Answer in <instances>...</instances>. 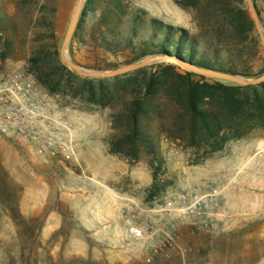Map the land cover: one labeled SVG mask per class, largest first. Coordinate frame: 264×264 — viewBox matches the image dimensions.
I'll use <instances>...</instances> for the list:
<instances>
[{
  "label": "rangeland",
  "instance_id": "1",
  "mask_svg": "<svg viewBox=\"0 0 264 264\" xmlns=\"http://www.w3.org/2000/svg\"><path fill=\"white\" fill-rule=\"evenodd\" d=\"M75 2L0 0V28L11 43L9 58L0 60V81L15 71L28 74L27 59L39 45L36 33H46V27L38 23L42 7H46L61 46ZM122 2L127 12L122 16L124 23L138 13L144 24L138 31L147 39L152 33L150 19L154 18L186 30L202 47L200 18L194 12L181 9L172 0ZM255 3L264 29V0ZM95 20L92 14L85 18L68 58L95 71L127 65V54L109 53L89 39ZM204 27L211 29L212 24ZM46 34L41 39L46 41ZM94 37H98L96 33ZM111 64L117 67L102 70ZM45 96L72 125L76 161H67L59 154L39 156L29 143L0 132V264L264 263V132L230 143L198 166L190 165L186 155L162 143L170 184L160 197L146 202L150 171L144 162L129 165L108 154L104 143L110 135L106 114L82 112L68 102L63 105L57 98ZM208 185L225 187L213 228L204 232L182 226L176 246L158 253L126 247L127 220L140 222L142 209L178 207L180 193L205 190ZM89 195L96 199V205L90 206L89 199H84ZM131 210H135L133 218Z\"/></svg>",
  "mask_w": 264,
  "mask_h": 264
},
{
  "label": "trees",
  "instance_id": "2",
  "mask_svg": "<svg viewBox=\"0 0 264 264\" xmlns=\"http://www.w3.org/2000/svg\"><path fill=\"white\" fill-rule=\"evenodd\" d=\"M172 1L200 18L202 47L186 30L154 18L150 19L152 33L147 39L138 31L143 24L138 13L124 23L122 16L127 12L122 0H84L68 53L85 18L92 14L96 20L89 39L109 53L127 54L125 64L160 54L247 79L264 73V51L245 0ZM45 9L40 10L38 23L49 35L42 30L36 33L39 45L27 59L26 72L45 95L63 105L68 102L82 112L106 114L110 135L104 143L108 154L129 165L144 162L150 171L146 202L160 197L170 184L162 143L186 155L190 165L198 166L230 143L264 132V82L236 85L185 71L171 62L113 78H80L60 62V46ZM211 17L215 21H210ZM208 23L211 29L204 27ZM45 34L46 41L41 39ZM10 50L11 43L0 28L1 61L9 58ZM116 67L111 64L102 70Z\"/></svg>",
  "mask_w": 264,
  "mask_h": 264
},
{
  "label": "built area",
  "instance_id": "3",
  "mask_svg": "<svg viewBox=\"0 0 264 264\" xmlns=\"http://www.w3.org/2000/svg\"><path fill=\"white\" fill-rule=\"evenodd\" d=\"M0 132L29 143L39 156L59 154L67 161H76L71 123L57 105L36 91L33 78L22 71L0 81ZM205 188L180 193L178 207L142 209L140 222L127 220L126 247L158 253L176 246L182 226L209 231L225 187ZM134 212L131 210L130 218Z\"/></svg>",
  "mask_w": 264,
  "mask_h": 264
},
{
  "label": "water",
  "instance_id": "4",
  "mask_svg": "<svg viewBox=\"0 0 264 264\" xmlns=\"http://www.w3.org/2000/svg\"><path fill=\"white\" fill-rule=\"evenodd\" d=\"M83 3L84 0H76L65 35L63 37L59 49L60 62L80 78H86V79L113 78L116 76H121L130 72H134L136 70L145 68L155 63L171 62L176 64L185 71L192 72L209 79L221 80L236 85L248 86V85H257L264 82V73L257 78L247 79L244 77L223 73L208 68L197 67L192 63L185 62L181 58L170 55H160V54L149 55L140 61L130 63L109 71H95V70L84 69L79 65H77L76 63L72 62L67 55L69 44L72 39L73 33L76 29ZM245 4L247 6L249 15L253 21L256 33L259 37L262 48L264 50V29L261 25L255 4L253 0H245Z\"/></svg>",
  "mask_w": 264,
  "mask_h": 264
},
{
  "label": "crops",
  "instance_id": "5",
  "mask_svg": "<svg viewBox=\"0 0 264 264\" xmlns=\"http://www.w3.org/2000/svg\"><path fill=\"white\" fill-rule=\"evenodd\" d=\"M84 199H89L88 204H89L90 206H92L93 204H94V205L97 204L96 199H94L91 195H89L88 198L86 197V198H84Z\"/></svg>",
  "mask_w": 264,
  "mask_h": 264
}]
</instances>
